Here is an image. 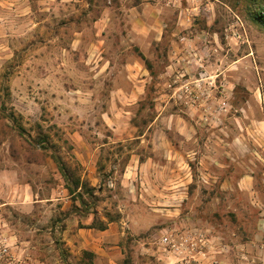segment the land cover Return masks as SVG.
Wrapping results in <instances>:
<instances>
[{"label":"rangeland","instance_id":"rangeland-1","mask_svg":"<svg viewBox=\"0 0 264 264\" xmlns=\"http://www.w3.org/2000/svg\"><path fill=\"white\" fill-rule=\"evenodd\" d=\"M0 4V264H264V0Z\"/></svg>","mask_w":264,"mask_h":264},{"label":"crops","instance_id":"crops-1","mask_svg":"<svg viewBox=\"0 0 264 264\" xmlns=\"http://www.w3.org/2000/svg\"><path fill=\"white\" fill-rule=\"evenodd\" d=\"M2 7H5L3 4H0ZM8 9V7H7ZM9 13L12 14V9L10 10V7L8 9ZM178 58H173L172 61H170V64L169 66L166 68L167 71H170V69H172V71H176L177 70V63H178ZM148 169H151V168H125L124 170V173H123V185H133V182L131 181V179L134 180V176L137 177L138 173H139V170L140 172L141 171H144V170H148ZM136 170V171H135ZM93 171V170H91ZM135 171V172H134ZM129 175V176H128ZM91 177L89 176L88 178V183L92 186V187H96L95 185L91 184L92 180L90 179ZM101 189L99 188V191ZM98 189H97V192H99ZM97 212V215L96 213L92 212L90 213L89 211L88 212H84V216H81V217H78L76 218L78 221H77V230L75 231L76 232V235L71 237L72 235L70 234H65V241H68V238H69V243H71V241H74L75 237L76 238H82L84 239L85 242L84 243V249L85 251H89V252H92L93 254H97L98 257L100 255L102 256H107V249H101V246L104 245V243H106L107 241H109L108 243L111 242V239L110 237H112V239L114 240V237L112 236V233H113V230L116 229V223L115 222H108L106 220L105 217H102L101 219L99 218L100 217V214L99 212L96 210ZM100 219L99 221H102L105 223L103 224L105 226V229L104 230H100L99 227H96V228H91L90 226L92 224H94V222L97 220V219ZM98 221V222H99ZM110 236V237H109ZM85 238H88L87 241ZM116 241V240H115ZM117 246L115 247H112L113 249H116V248H119L118 247V241L115 242ZM262 244H259L257 245V247H260ZM20 246H17V248H19ZM105 254V255H104Z\"/></svg>","mask_w":264,"mask_h":264},{"label":"trees","instance_id":"trees-1","mask_svg":"<svg viewBox=\"0 0 264 264\" xmlns=\"http://www.w3.org/2000/svg\"><path fill=\"white\" fill-rule=\"evenodd\" d=\"M259 18H261L263 20V18L260 16ZM58 161V160H57ZM59 165H60V172L64 178V180L67 183V188L69 190V193L71 195H75V193L77 192V190H81V194H77V199L79 200V202L82 204V206L85 208V211L88 212V208H90L89 205H95L96 200H97V190L96 188L92 187L89 183L83 182L80 178L75 179L72 174L70 173V170L68 168H66V166H64L60 161H58ZM70 181H74L73 182V186L70 185ZM84 196H88L89 197V201H86ZM91 203V204H90ZM94 213L97 212L94 210ZM108 222H117L118 220L115 218H107ZM91 228H96L99 227L100 230H104L105 226L103 224H96V222H94V224H92L90 226ZM84 256L86 257V260L89 261V264H94L93 263V259L95 257V254H93L92 252L89 251H85L84 252Z\"/></svg>","mask_w":264,"mask_h":264},{"label":"built area","instance_id":"built-area-1","mask_svg":"<svg viewBox=\"0 0 264 264\" xmlns=\"http://www.w3.org/2000/svg\"><path fill=\"white\" fill-rule=\"evenodd\" d=\"M175 252H179L180 248H174ZM9 253V246L7 244V239L0 233V260L6 257Z\"/></svg>","mask_w":264,"mask_h":264}]
</instances>
